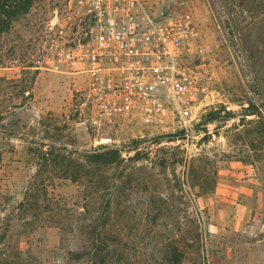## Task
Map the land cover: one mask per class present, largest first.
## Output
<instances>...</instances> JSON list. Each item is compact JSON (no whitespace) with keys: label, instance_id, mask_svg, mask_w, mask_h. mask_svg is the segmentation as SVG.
Wrapping results in <instances>:
<instances>
[{"label":"rangeland","instance_id":"rangeland-1","mask_svg":"<svg viewBox=\"0 0 264 264\" xmlns=\"http://www.w3.org/2000/svg\"><path fill=\"white\" fill-rule=\"evenodd\" d=\"M143 2L192 19L185 63L214 75L192 130L177 115H99L89 74L59 60L75 0H36L3 35L0 53L14 55L0 67V264H87L72 253L103 224L109 264H264V231L238 226L264 223V0ZM47 146L85 166L93 202L61 168L40 190ZM106 149L118 165L83 157Z\"/></svg>","mask_w":264,"mask_h":264},{"label":"built area","instance_id":"built-area-1","mask_svg":"<svg viewBox=\"0 0 264 264\" xmlns=\"http://www.w3.org/2000/svg\"><path fill=\"white\" fill-rule=\"evenodd\" d=\"M67 18L59 60L89 74L100 116L177 115L192 130L214 75L185 63L196 36L188 15L156 16L143 0H75Z\"/></svg>","mask_w":264,"mask_h":264},{"label":"trees","instance_id":"trees-1","mask_svg":"<svg viewBox=\"0 0 264 264\" xmlns=\"http://www.w3.org/2000/svg\"><path fill=\"white\" fill-rule=\"evenodd\" d=\"M36 0H0V52L2 51V37L5 34H9L13 27V22L20 17H25L30 13L33 3ZM6 43V42H5ZM5 45V44H4ZM7 55L0 53V67L5 64V56L6 58H11L14 55V49L8 48L6 51ZM219 115V111H215L210 113L206 121L215 120ZM62 148H57L54 146H47L45 148L39 149L38 156V177L41 178L40 182V190L44 194H46V182L49 180L53 182L56 178L54 174L57 168H61V171L64 172L66 180L74 184H82L88 189L87 198L88 202H93L94 200V191H93V179L90 177V173L86 171L85 166L83 164H77V166H73L72 164L62 163L59 160V157H63L61 154ZM138 154V153H137ZM134 158L135 161L140 160V156L136 155ZM86 162L89 163H98L103 166H113L118 165L120 163V152L119 149H106L103 151H91L83 154ZM44 176V177H43ZM111 204V200L108 199L104 206V217L107 218L109 214L105 211V208L109 209ZM87 206V205H86ZM107 216V217H106ZM96 229L95 237L92 239L89 247L84 252H73L72 256L77 260H86L87 264H109L107 261V253H108V245L105 243L106 229ZM170 262L175 264H182L181 258H176L175 260H171ZM3 264H9V262L4 261Z\"/></svg>","mask_w":264,"mask_h":264},{"label":"crops","instance_id":"crops-1","mask_svg":"<svg viewBox=\"0 0 264 264\" xmlns=\"http://www.w3.org/2000/svg\"><path fill=\"white\" fill-rule=\"evenodd\" d=\"M238 226H240L241 229H244V227H248L249 230L258 229V231L260 232L264 231V223H238ZM259 241H262V239H260Z\"/></svg>","mask_w":264,"mask_h":264}]
</instances>
